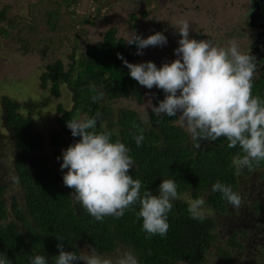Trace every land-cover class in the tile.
I'll return each mask as SVG.
<instances>
[{
    "label": "trees",
    "instance_id": "16d2710c",
    "mask_svg": "<svg viewBox=\"0 0 264 264\" xmlns=\"http://www.w3.org/2000/svg\"><path fill=\"white\" fill-rule=\"evenodd\" d=\"M96 6L98 13L101 5ZM47 11V23L56 26L53 18L58 10ZM83 19L93 21L86 15ZM116 37V29L112 28L105 41L89 45L82 57L69 64L60 60L48 66L43 80L50 79L56 94L60 92V84L67 83L73 94L71 109L58 106L56 126L49 130L48 136L34 128L35 118L22 113L18 101L3 97V126L15 151V173H11L19 184V190L7 197L9 186L0 182V258L6 256L9 264H30L35 255L55 264L59 243L77 255L91 254L94 248L97 254L113 261L130 250L139 264H202L217 241L216 220L206 214L203 221L192 219L187 201L204 198L209 207L226 212L231 204L221 193L213 192L212 185L219 180L238 191L237 173L231 164L234 157L242 155L241 150L228 148L225 138L211 143L202 141L197 149L178 123V116L157 117L150 111L144 119L129 106L116 105V100L130 96L141 100L142 94L140 84L130 77V70L117 55L120 53L132 62L138 57L137 47L135 44L127 47L123 39ZM89 85L105 93L98 103L92 102L94 93L89 91ZM252 91L264 99V81H253ZM96 112L101 113L96 130L111 131L113 141L119 139L129 148V155L135 161L129 174L141 180L142 192L149 189L158 194L163 179L176 182L180 199L172 202L166 236L146 238L142 220L136 216L138 204L126 210L122 218L107 216L102 222L97 221L74 200L73 189L64 185L67 169L60 168L62 152L81 139L72 136L67 122L94 116ZM139 128H143L144 136L141 146L133 139ZM1 132L0 152L4 137ZM52 159L56 162L52 163ZM2 170L0 165V174Z\"/></svg>",
    "mask_w": 264,
    "mask_h": 264
},
{
    "label": "clouds",
    "instance_id": "9594fccd",
    "mask_svg": "<svg viewBox=\"0 0 264 264\" xmlns=\"http://www.w3.org/2000/svg\"><path fill=\"white\" fill-rule=\"evenodd\" d=\"M179 32V46L175 49L176 59L158 67L149 60L131 63L118 53L130 70L129 75L147 89L153 87L166 94L158 106L151 105L157 117H177L185 128L197 149L202 141L214 142L220 138L228 141V148L239 147L242 155L233 158L231 167L236 173L248 168L252 170L264 161V99L253 95V78L257 69L256 57L244 53L235 39H230L227 46L211 40L190 38V25L187 21L172 24ZM135 44L137 54L143 55V49L152 46L163 47L167 37L163 32H156L143 38L135 34L125 41ZM93 103L101 101L105 93L94 85H89ZM101 113L84 119H70L67 127L73 137H80L62 152L61 170L63 183L73 189V198L82 205L89 215L97 221L112 216L122 218L126 210L136 211L138 220H142V230L146 238L166 236L169 223L168 213L173 208V201L180 199L177 184L172 179H163L158 186V194L146 189L142 182L130 175L135 161L129 155V148L119 139L112 140V132L97 131ZM138 127V126H137ZM133 139L137 146L144 140L143 128ZM58 159H60L58 157ZM13 182L18 178L13 176ZM213 192L222 194L229 204L239 207L240 195L231 186L219 180L212 185ZM188 212L192 219L203 221L205 216L204 198L187 201ZM60 241L64 239L56 236ZM59 254L55 264H139L132 251H126L113 261L96 253L77 255L66 251L63 243L57 245ZM207 256V255H206ZM0 264H9L7 257L0 258ZM30 264H48L42 255H35Z\"/></svg>",
    "mask_w": 264,
    "mask_h": 264
},
{
    "label": "rangeland",
    "instance_id": "374dc122",
    "mask_svg": "<svg viewBox=\"0 0 264 264\" xmlns=\"http://www.w3.org/2000/svg\"><path fill=\"white\" fill-rule=\"evenodd\" d=\"M71 1L0 0V130L4 136L0 152V165L3 167L0 182L9 186L7 197L19 190V184L12 180L15 176L11 173H15V151L3 126L4 96L18 101L22 113L35 118L34 128L48 136L49 130L56 126L58 106L62 104L69 109L73 106L72 90L67 83H61L60 92L56 94L50 79L43 80V74L49 71V65L60 60L69 64L82 57V52L89 45L100 42L107 30L115 28L117 37L125 40L136 33L147 38L156 32H163L167 37V44L143 49V55L135 61L142 63L151 60L161 67L163 63L177 58L175 49L179 46L180 35L172 24L187 21L190 25V38L213 41L204 35H195L194 31L224 27L227 30L233 24L232 17L235 19L240 12L237 0H202L195 12L189 10L195 6L189 0H177L174 4L165 1L160 3V0H105L110 10L107 13L101 12L100 15L108 16L94 21L97 15V10H93L96 3L94 0H77L70 6L68 3ZM69 8L74 13H70ZM49 9L58 10L53 18L57 21L56 26L47 23ZM84 15L93 18L92 23L84 21ZM44 83L47 85L44 86ZM140 89L141 100L129 97L118 99L115 104L129 106L146 119L147 114L152 111L151 105L158 106L164 97L157 100L156 87L147 89L140 85ZM178 123L181 125L180 117ZM49 152L52 154V151ZM55 162L56 159H52V163ZM181 197L188 198V195ZM203 207L206 215L218 219L208 205L204 204ZM216 233L217 241L202 264H264L260 258V253L264 255L261 252L264 249L255 254L253 250H233L227 242L232 234L223 227L217 229Z\"/></svg>",
    "mask_w": 264,
    "mask_h": 264
},
{
    "label": "flooded vegetation",
    "instance_id": "af4514ba",
    "mask_svg": "<svg viewBox=\"0 0 264 264\" xmlns=\"http://www.w3.org/2000/svg\"><path fill=\"white\" fill-rule=\"evenodd\" d=\"M72 1L68 3L70 6L73 3ZM94 1L96 3L93 5V10H98L96 5H101V9L95 16L94 21L98 18L105 19L108 15L100 14L101 12L107 13L110 10L109 4L106 3L107 0ZM161 1L177 3V0H160V3ZM189 2L192 5L195 4L193 9L189 8V10L195 12L201 5L202 0H189ZM237 2L240 3L238 6L240 12L235 16V19L232 17L233 24L228 26L227 30L226 27L211 30L200 29L199 31H194V33L199 36L204 35L212 39L216 44L224 46H227L228 40L235 39L242 52L256 57L257 69L253 81H264V0H237ZM109 30L105 32L100 42L106 40ZM123 40L124 42L126 41L125 39ZM125 44L127 47L131 46L126 42ZM139 56L137 59H139ZM137 59H133L131 63H135ZM156 92L158 101L166 95L159 88ZM156 92L153 93L156 95ZM237 177V193L241 197L240 206L228 205L226 212H219L214 208H210L215 212L214 215L218 217L217 220L215 219L217 222L216 230L223 227L227 229L228 233L232 234L227 242L233 247V250L235 248L237 250H253V254H255L257 251L264 249V161H261L258 166L254 165L252 170L248 168L242 169L237 174ZM260 258H264L263 253H260Z\"/></svg>",
    "mask_w": 264,
    "mask_h": 264
}]
</instances>
